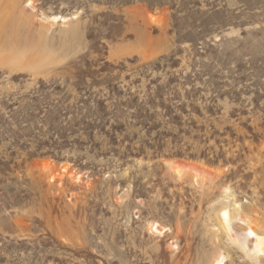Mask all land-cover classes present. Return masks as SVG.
Masks as SVG:
<instances>
[{"label": "rangeland", "instance_id": "1", "mask_svg": "<svg viewBox=\"0 0 264 264\" xmlns=\"http://www.w3.org/2000/svg\"><path fill=\"white\" fill-rule=\"evenodd\" d=\"M247 220L264 0H0V264H264Z\"/></svg>", "mask_w": 264, "mask_h": 264}, {"label": "bare ground", "instance_id": "2", "mask_svg": "<svg viewBox=\"0 0 264 264\" xmlns=\"http://www.w3.org/2000/svg\"><path fill=\"white\" fill-rule=\"evenodd\" d=\"M15 1V0H14ZM29 3V2H27ZM31 4V3H30ZM11 6V5H10ZM14 6V5H13ZM52 22L56 23L58 21L65 23L67 20L65 18L62 17H53L51 19ZM221 223H222V228L226 231V232H230V222L231 220H233L234 218L230 216L229 211L227 210V208H223L221 210ZM237 214V212H235ZM235 214V215H236ZM241 215V214H240ZM237 216V215H236ZM238 218H240L238 216ZM244 220V219H243ZM245 221V220H244ZM245 224L247 225V230H248V234L250 237H252L254 239V251L259 254V255H263L264 256V231H257L255 232L252 228H251V224L252 222L250 220H247V222H245ZM254 226V225H253ZM155 229L157 230V232L159 231L157 229V226L155 225ZM160 232V231H159ZM215 257V256H214ZM213 257V260H214ZM218 258H215L214 261H212L210 264H221L222 263V258L219 256H216Z\"/></svg>", "mask_w": 264, "mask_h": 264}]
</instances>
